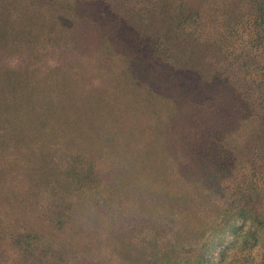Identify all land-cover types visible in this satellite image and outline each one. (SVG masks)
<instances>
[{"label": "trees", "instance_id": "obj_1", "mask_svg": "<svg viewBox=\"0 0 264 264\" xmlns=\"http://www.w3.org/2000/svg\"><path fill=\"white\" fill-rule=\"evenodd\" d=\"M0 168V264H264V0H0Z\"/></svg>", "mask_w": 264, "mask_h": 264}, {"label": "rangeland", "instance_id": "obj_2", "mask_svg": "<svg viewBox=\"0 0 264 264\" xmlns=\"http://www.w3.org/2000/svg\"><path fill=\"white\" fill-rule=\"evenodd\" d=\"M20 152L25 151L24 147H19ZM167 150V149H166ZM166 152V151H165ZM23 154V153H22ZM3 166H5V164L2 163ZM38 167V166H37ZM44 165H39L37 171H38V177L44 178ZM129 168H126L128 171L126 173V178L127 179H133L136 180L137 182H139L140 180L137 179L138 175L137 173H139V176L142 177V173H144L145 171L142 168H136V169H132L130 166H127ZM161 167V166H160ZM61 168H64V166H61ZM134 171H132V170ZM0 171H3L0 168ZM4 172V171H3ZM5 173V172H4ZM6 176L8 177L7 179H1L0 178V188L3 187V190L0 191V215H9V209H13V208H17L20 213L22 212V214H26L27 212V204L28 203V198L23 197V195L21 193H18V196H13L11 199L9 198L12 195L11 192V186H16L14 183V178H12V176H8L6 174ZM30 179V177L28 178V180ZM156 182V181H154ZM170 184H172V181L169 182ZM24 191V190H23ZM3 196L5 197V200L8 203V205L6 204V202L3 201ZM43 201H45V199H43ZM27 203V204H26ZM24 207V208H23ZM9 208V209H8ZM30 208V207H28ZM72 215H73V220L71 221L72 224L74 225L76 231H82L83 230H90L91 232L93 231H97L99 229H97V225L99 222H103L102 219L106 218L105 215H103L102 213V209L101 208H93V207H88V208H84V205L77 203V205H75L72 209ZM12 214V213H11ZM6 222L9 221V217L5 218ZM95 225V227H94ZM3 227L0 225V231H2ZM105 228V226H104ZM105 230L107 231V228H105ZM8 254L11 255L8 251ZM133 256L135 257V254L132 253V263L134 264V262L136 261L137 257L133 258Z\"/></svg>", "mask_w": 264, "mask_h": 264}]
</instances>
